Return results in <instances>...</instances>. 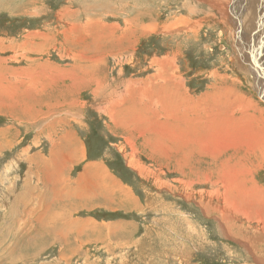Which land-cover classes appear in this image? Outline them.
I'll use <instances>...</instances> for the list:
<instances>
[{"label":"rangeland","instance_id":"1","mask_svg":"<svg viewBox=\"0 0 264 264\" xmlns=\"http://www.w3.org/2000/svg\"><path fill=\"white\" fill-rule=\"evenodd\" d=\"M216 1L0 0V264H264V11Z\"/></svg>","mask_w":264,"mask_h":264},{"label":"bare ground","instance_id":"2","mask_svg":"<svg viewBox=\"0 0 264 264\" xmlns=\"http://www.w3.org/2000/svg\"><path fill=\"white\" fill-rule=\"evenodd\" d=\"M196 1H198V0H196ZM199 1H201L202 3H207V4H210V5H216V6H218L219 5V7L221 6V4H219L218 3V1H216V0H199ZM240 1V3H239V6L237 7L238 9H239V12L238 13H240V15L238 14L237 15V21H239V17L241 16V15H243V12L246 10V7H247V9H253L254 10V8H255V10H254V13L256 12L257 13V11H258V14L256 15V23L254 24V26L252 27L253 29H254V31L256 32V31H259V32H261L262 30V28H263V21L261 20V18L259 17V15H261V13H262V11H264V10H262L261 8H259V6L258 5H264V1H262V0H242V2H241V0H239ZM235 2V1H234ZM148 4V3H147ZM242 5H243V8H242ZM148 6V5H147ZM202 6H203V4H202ZM146 7V6H145ZM149 7V6H148ZM232 7V6H231ZM229 8H230V5H229ZM146 9H147V7H146ZM145 9V10H146ZM150 9V8H149ZM154 9V8H153ZM235 9V8H234ZM144 10V9H143ZM226 10V11H225ZM229 9H228V5H226L225 6V9H223V8H221V11L222 12H224V13H222V16L223 17H227V15H226V13H227V11H228ZM244 10V11H243ZM252 12V11H251ZM253 14V13H252ZM179 18V17H178ZM235 20V19H234ZM236 21V20H235ZM230 23V22H229ZM244 27V26H243ZM240 28H241V30H242V27H241V25H240ZM255 28H258V29H255ZM238 29V28H237ZM237 29H236V33H237ZM251 29V28H250ZM242 32V31H241ZM252 34V33H251ZM235 35V34H234ZM236 36V35H235ZM252 35H249V37H251ZM241 37H242V33H240V34H238V36H237V40L238 41H240L241 42V44L238 46V44L237 45H235L234 46V50H235V52H236V55L237 56H239V55H241L242 54V51H247L246 52V61H249L250 59H251V61L253 62V65H252V67H253V69L255 68L256 69V71L257 72H261V77H262V79H263V82L261 81V83H263V85H260L259 83H260V80H258L256 77H254V76H252L250 73H253L254 71L253 70H251V68H250V66L249 65H247V68H246V70H245V74H247V75H249V76H251L253 79H254V81H255V83H254V85H253V87H254V89H256V90H258V91H260L261 93H262V96L261 97H263L264 98V67H262V64H261V62H260V60H261V58L259 57V54H260V52H259V50H258V52H259V54L258 53H254V52H252V49L254 48L252 45H244V41L241 39ZM246 37V36H245ZM245 37H244V39H245ZM246 39H247V37H246ZM236 44V43H235ZM243 44V45H242ZM234 45V44H233ZM250 46V49L248 48V50L246 49V47H249ZM239 54V55H238ZM245 54V53H244ZM251 55V58H249V56ZM245 57V56H244ZM249 58V59H248ZM245 60V59H244ZM254 61H256L257 62V64L259 65V66H257V68L255 67V65H254ZM241 62V61H240ZM239 62V63H240ZM263 62V61H262ZM264 63V62H263ZM246 65V64H245ZM243 66H244V64H243ZM245 67V66H244ZM243 67V68H244ZM260 79V78H259ZM230 115H233V114H230ZM233 117V116H232ZM223 119H225V118H223ZM222 119V120H223ZM224 123V122H223ZM223 123H221V124H223ZM227 124V123H226ZM222 126V125H221ZM224 126V125H223ZM222 130H224V129H222ZM93 165L92 166H89V167H86L85 169H84V172H83V174L80 176V182H86V183H90L93 187H95V188H97V189H100L101 187L102 188H104V190H106V191H110L111 189H114V190H116V187H115V185L112 183V181L104 174V172L102 171V170H100V172L98 173V174H92L91 173V170L93 169ZM221 216V215H220ZM233 219V218H232ZM228 220V219H227ZM230 221V220H229ZM230 222H232V221H230ZM229 225V224H228ZM222 226V225H221ZM227 226V225H226ZM227 233V232H226ZM227 237V236H226ZM255 238V237H254ZM259 239V238H258ZM253 240V239H252ZM258 242V241H257ZM253 245V244H252ZM253 247V246H252ZM254 254V253H253ZM254 258H255V262L254 263H257L258 262V258H256L257 256H253ZM252 259V258H251ZM252 261V260H251Z\"/></svg>","mask_w":264,"mask_h":264},{"label":"crops","instance_id":"3","mask_svg":"<svg viewBox=\"0 0 264 264\" xmlns=\"http://www.w3.org/2000/svg\"><path fill=\"white\" fill-rule=\"evenodd\" d=\"M9 76L3 75V74L0 76V92L2 91L1 89L3 88L4 83H6L8 81V79L12 78V77H9ZM0 107H1L0 108V115L3 116L2 118H6L7 116H11V117L13 116V114H12L13 111H9L8 109L3 108V105H0ZM118 186H119V184H118ZM118 186L116 187L118 189L117 192H119V193H125L124 195L127 196L126 192H124ZM89 188H93V189H95V193L97 192V188L93 187L92 185ZM114 193H116V192H114ZM92 199H94V198H92Z\"/></svg>","mask_w":264,"mask_h":264}]
</instances>
